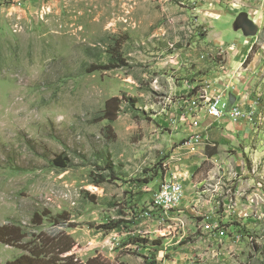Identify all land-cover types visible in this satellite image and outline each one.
Here are the masks:
<instances>
[{"label":"rangeland","instance_id":"1","mask_svg":"<svg viewBox=\"0 0 264 264\" xmlns=\"http://www.w3.org/2000/svg\"><path fill=\"white\" fill-rule=\"evenodd\" d=\"M242 11L257 35L234 28ZM223 35L256 40L244 64L257 72L252 107L239 119L203 110L207 93L226 99L233 89L212 79L227 58L209 41ZM112 46L124 65L85 71L107 63ZM193 94L199 115L187 112V125L200 126L199 145L166 120ZM114 96L117 118L100 120ZM58 155L67 167L54 164ZM174 175L183 199L155 206ZM63 212L84 261L264 264V0H0V223L57 230ZM118 218L130 222L95 227ZM22 252L0 242V264Z\"/></svg>","mask_w":264,"mask_h":264},{"label":"trees","instance_id":"2","mask_svg":"<svg viewBox=\"0 0 264 264\" xmlns=\"http://www.w3.org/2000/svg\"><path fill=\"white\" fill-rule=\"evenodd\" d=\"M255 47V46H254ZM253 47V49H254ZM93 47H89L92 51ZM107 52L110 54L107 63L89 64L85 71L92 72L100 69H114L125 64L120 48L112 46L108 48ZM251 53L248 55L246 62L250 59ZM122 99L118 96L109 98L105 103V110L100 116V120L109 119L114 121L120 111ZM110 131L111 126H108ZM214 154V152L212 153ZM54 164L60 167H67L68 162L61 155H58L53 160ZM66 212L61 213L53 221L58 225L57 230H43L38 233H28L23 225L19 223H0V242L23 250L22 254L14 259L8 260L7 264H124L117 260H111L100 254L91 256L87 260H82L73 251L77 242L73 235L67 232L64 228L76 226L74 223H68L70 217L65 216ZM61 220L63 222L61 223ZM32 222L36 225H42L44 222V213L35 212L32 217ZM124 218L111 219L108 222L100 223L95 226L97 229L110 232L124 226ZM155 245L160 244V240H154Z\"/></svg>","mask_w":264,"mask_h":264},{"label":"crops","instance_id":"3","mask_svg":"<svg viewBox=\"0 0 264 264\" xmlns=\"http://www.w3.org/2000/svg\"><path fill=\"white\" fill-rule=\"evenodd\" d=\"M250 41L251 40L247 42V40H244L241 42L240 36H236L235 38H233V40L229 41L224 38V35L222 38H212V40L209 41L210 50L221 49L225 53L227 58L226 66H223L222 70L218 69L217 71H214L212 73V79H215L217 81L222 79L223 82H227L229 79H231V86L233 87V89L232 91L228 92L227 98L225 100H227L226 102L230 106L232 104H240L246 109L252 107L250 105L252 103V100L250 99L251 95L248 92L249 80L253 78L251 73H257L250 72L248 68L244 67V64L246 63L248 57L247 55L252 53L253 47L256 43L255 39L251 44ZM246 52L247 57L244 56V53ZM218 85L219 82H217V84L215 85L217 89L219 88ZM182 100L183 98H180L178 101H175L173 103V106L167 112L168 116L166 120L178 114L177 109L178 106L183 104ZM199 127L191 128L190 126L186 125L184 129L185 131L191 132L193 131L192 129L197 130L199 129Z\"/></svg>","mask_w":264,"mask_h":264},{"label":"built area","instance_id":"4","mask_svg":"<svg viewBox=\"0 0 264 264\" xmlns=\"http://www.w3.org/2000/svg\"><path fill=\"white\" fill-rule=\"evenodd\" d=\"M217 93V94H216ZM215 96H211L207 93V104H205L203 110H207V115L220 120L223 116L229 115L233 119H239L246 116L240 104H233L230 107V111H224V106L228 104L225 99H222V94L217 91ZM199 94H193L190 98H183V104L178 106L177 115L168 119L171 127L187 125V112H195V115H199V110H194V103L196 96ZM192 135V142H197L201 139V130H193L190 132ZM184 147L189 149V143L183 144ZM184 197V185L180 180L179 175H174L171 179L163 182L158 193L156 194L155 206L158 207H173L177 205L178 201H181Z\"/></svg>","mask_w":264,"mask_h":264},{"label":"water","instance_id":"5","mask_svg":"<svg viewBox=\"0 0 264 264\" xmlns=\"http://www.w3.org/2000/svg\"><path fill=\"white\" fill-rule=\"evenodd\" d=\"M234 28L236 30H242L246 36H255L259 33L258 24L251 18L247 11H242L237 15Z\"/></svg>","mask_w":264,"mask_h":264}]
</instances>
